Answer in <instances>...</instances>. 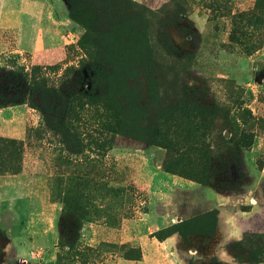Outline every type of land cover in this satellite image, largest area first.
<instances>
[{"label": "rangeland", "instance_id": "1", "mask_svg": "<svg viewBox=\"0 0 264 264\" xmlns=\"http://www.w3.org/2000/svg\"><path fill=\"white\" fill-rule=\"evenodd\" d=\"M57 1L47 0L56 18L65 12L66 32L60 41L44 37L43 44L59 55L38 62L32 46L22 47L28 32L16 12L20 1L0 0V138L18 147L3 155L6 170L0 173V264H127L133 261L124 255L142 253L140 243L145 250L148 241L157 244L152 234L159 227L214 209L218 233L196 237L194 249L180 242V254L169 262L246 264L247 252L237 241L260 235L264 247V0H133L152 12L163 10L161 28L170 50L192 60L185 71L166 64L127 80L122 111L139 134L156 110L187 104L208 109L207 132L215 144L207 186L164 172L167 151L147 132L116 135L94 153L79 150L74 138L40 132L44 124L61 125L65 87L58 88V80L84 56L69 8L102 7V0H60L59 9ZM95 13L103 30L107 23L100 9ZM34 67L60 93L45 97L32 91L23 73ZM70 81L80 92L89 88L85 68H77ZM232 232L241 238L230 237ZM60 241L75 252L69 256Z\"/></svg>", "mask_w": 264, "mask_h": 264}, {"label": "trees", "instance_id": "2", "mask_svg": "<svg viewBox=\"0 0 264 264\" xmlns=\"http://www.w3.org/2000/svg\"><path fill=\"white\" fill-rule=\"evenodd\" d=\"M89 6L90 10H75L73 5L68 14L69 19L81 32L77 46L84 56L77 68L86 69L89 88L85 93L78 91L76 86L72 89L69 85L70 75H73L77 68L66 67L58 80V88L65 87L64 94L60 95L61 125L58 128L44 124L40 132L47 130L52 136L59 134L64 138H74L79 150L90 153L102 152L116 135L133 138L147 132L153 144L167 151V158L162 166L164 172L197 185L207 186L210 181L208 163L214 156L215 144L207 132L211 123L208 120V109L187 104L185 108L156 110L147 122L146 129L143 128L137 134V126L127 118L120 105L121 94L127 87L126 81L136 77L141 70L151 73L153 67H163L167 64V68L185 71V65L192 60L190 54L178 57L170 50L161 28L163 10L162 13H155L133 0H102L101 8L93 4ZM99 9L107 23L103 30L98 26L99 14L95 13ZM43 71L34 67L29 73H23V79L32 91L42 96H51L52 92L60 93V90L55 89L56 83L46 78ZM151 77L148 75L147 81L150 89H153L156 83ZM71 84L73 85L72 82ZM80 101H83L81 106ZM80 121H83V126ZM219 140L226 142L227 138L221 135ZM10 148L11 151H18L14 141L0 138V173L6 170L3 155L6 157ZM186 150L188 153L192 151L193 155L189 157ZM172 151L175 152V157L171 159ZM223 187L228 189L231 186L224 184ZM217 215V210H210L179 224L160 229L154 232L152 237L158 242H163L177 234L179 243L183 242L192 247V241H195L196 237L200 239L215 235ZM58 244L69 250V256L75 252L72 245L62 241ZM236 244L240 246V250L247 252L248 258L244 261L246 264L264 263V247L260 235L243 238ZM124 259L140 261L141 253L136 250L134 254L124 255Z\"/></svg>", "mask_w": 264, "mask_h": 264}, {"label": "crops", "instance_id": "3", "mask_svg": "<svg viewBox=\"0 0 264 264\" xmlns=\"http://www.w3.org/2000/svg\"><path fill=\"white\" fill-rule=\"evenodd\" d=\"M19 8L16 10L20 14V19L23 21L22 31H27V36L25 37L26 46L22 47H33L32 59L39 62L43 60H48L50 56L56 55L59 53L57 51L53 52L52 50H45L43 40L44 37L49 39H56L60 41L66 31H64L63 26L66 22V14L61 11L62 17H55L56 10L52 4L48 3L47 0H19ZM58 2V7H60V0ZM4 12V11H1ZM3 28L0 27V33ZM3 34V33H2ZM1 34V35H2ZM0 35V47L4 45L3 36ZM219 212V211H218ZM218 217L217 215V228H218ZM168 226V225H166ZM164 226V227H166ZM162 227V228H164ZM158 229H161L160 227ZM156 229V230H158ZM155 230V231H156ZM216 230V233H218ZM215 233V234H216ZM215 236V235H214ZM204 237L200 240L213 238ZM197 241V240H195ZM192 241V245L196 242ZM146 244L147 249L145 250V244L140 243L141 249V260L139 262H127V264H172L169 262V259L173 258V255H178L179 253V236L174 234L168 237L163 242H156L154 240L148 241ZM194 249V247H192ZM119 264V263H118Z\"/></svg>", "mask_w": 264, "mask_h": 264}, {"label": "clouds", "instance_id": "4", "mask_svg": "<svg viewBox=\"0 0 264 264\" xmlns=\"http://www.w3.org/2000/svg\"><path fill=\"white\" fill-rule=\"evenodd\" d=\"M230 237H234L237 240H239L241 238L240 237V234L238 232H232V233H230Z\"/></svg>", "mask_w": 264, "mask_h": 264}]
</instances>
